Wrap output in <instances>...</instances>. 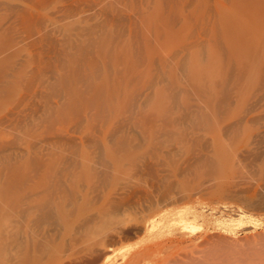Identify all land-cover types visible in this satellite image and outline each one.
Instances as JSON below:
<instances>
[{
    "label": "rangeland",
    "instance_id": "374dc122",
    "mask_svg": "<svg viewBox=\"0 0 264 264\" xmlns=\"http://www.w3.org/2000/svg\"><path fill=\"white\" fill-rule=\"evenodd\" d=\"M8 4L10 39L0 40L1 49L10 45L0 49V188L9 196L0 206L7 207L15 178L27 175L45 182L30 224L37 234L50 230L43 231L49 242L65 241L66 231L69 242L79 226L94 225L104 234L87 244L97 238L94 255L106 250L112 264L157 239L174 241L166 253L172 258L161 254L166 261L214 248L207 258L215 264H264V0ZM28 60L40 66L33 70ZM75 89L94 104L85 94L84 104L71 95ZM72 96L77 101L69 106ZM127 183L137 188L130 192ZM105 198L126 213L102 218ZM5 207L4 235L27 222ZM153 223L157 239L145 233Z\"/></svg>",
    "mask_w": 264,
    "mask_h": 264
},
{
    "label": "bare ground",
    "instance_id": "6f19581e",
    "mask_svg": "<svg viewBox=\"0 0 264 264\" xmlns=\"http://www.w3.org/2000/svg\"><path fill=\"white\" fill-rule=\"evenodd\" d=\"M5 0H3L2 2L3 3H1L0 2V10H2V11H4V13H5V15H0V40H1V38L3 37V36H6V39H10V37L8 38V36H7V34L5 33V32H7V30H9V26L8 25H5V23H6V21H7V19H8V17L9 16H11V14H10V12H11V6H9V4H8V2L10 1H7V2H4ZM41 1V0H40ZM118 1V0H117ZM43 2V1H42ZM116 2V1H115ZM120 2V1H119ZM127 2V1H126ZM138 3V2H137ZM127 4V3H126ZM134 4V3H133ZM33 5H34V3H33ZM128 5H130V4H128ZM135 5H138V4H135ZM138 6H140V5H138ZM137 6V8L139 9V7ZM41 7V6H40ZM125 7H128V6H125ZM130 7V6H129ZM128 7V8H129ZM136 7V6H135ZM42 8V7H41ZM141 8V7H140ZM160 8V7H159ZM159 8H157L158 10H159ZM163 8V7H162ZM32 9H33V6H32ZM130 9V8H129ZM133 9H135V8H133ZM161 9V8H160ZM42 10V9H41ZM120 10V9H119ZM123 10V9H122ZM136 10V9H135ZM156 10V9H155ZM162 10V9H161ZM164 10V9H163ZM141 11H143V8H142V10ZM165 11V10H164ZM40 12V11H39ZM122 12V11H121ZM131 12V14L133 13V11H130ZM138 12H140V11H137V13H136V11H135V13L136 14H138ZM146 12V11H145ZM168 12V11H167ZM134 13V14H135ZM154 14H155V11L153 12ZM166 13V12H165ZM165 13H163L164 15H165ZM125 14H127V13H125ZM139 14H141V12L139 13ZM149 14H152V13H149ZM157 14V13H156ZM163 14H161L162 16H164ZM142 15H144V14H142ZM158 15V14H157ZM160 15V16H161ZM170 15V14H169ZM25 16V15H24ZM35 16V15H34ZM33 16V17H34ZM120 16H122V15H120ZM161 16V17H162ZM165 16H168V14L167 15H165ZM20 17V16H19ZM18 17V18H19ZM123 17V16H122ZM127 17V16H126ZM136 17V16H135ZM137 17H138V15H137ZM142 17V16H141ZM144 17V16H143ZM153 17H156V15H154V16H152V18ZM161 17H159V18H161ZM134 18V17H133ZM150 17H148L147 19H149ZM151 18V19H152ZM158 18V19H159ZM164 18V17H163ZM166 19L168 18V17H165ZM170 18H172V17H170ZM11 19V18H10ZM132 19V18H131ZM136 19H138V18H136ZM140 19H142V18H140ZM158 20L157 18H154V20ZM19 20H22V19H19ZM135 20V19H134ZM161 20H162V18H161ZM164 21L163 22H165V19H163ZM170 20V22H171V19H169ZM35 21V20H34ZM133 21V20H132ZM137 21V20H136ZM146 21V20H145ZM150 20H148V22H149ZM152 21V20H151ZM160 21V20H159ZM11 22V21H10ZM23 22V21H22ZM134 22V21H133ZM143 22V21H142ZM155 22V21H154ZM161 22V21H160ZM159 22V23H160ZM132 23V22H131ZM145 23H147V22H145ZM144 23V24H145ZM158 21H157V28L159 27L158 26ZM167 23H168V21H167ZM167 23H165V24H167ZM174 23V22H173ZM38 24V23H37ZM133 24V23H132ZM137 24V23H136ZM156 24V23H155ZM163 24V23H162ZM4 25L5 26H8V28L7 29H5L4 28ZM39 25V24H38ZM135 25V24H134ZM147 25V24H146ZM150 25H152V24H150ZM153 25H154V23H153ZM160 25V24H159ZM168 25V24H167ZM173 26L172 27H174V24H172ZM161 26V25H160ZM169 26V25H168ZM28 27V26H27ZM134 27V26H133ZM149 27V26H148ZM147 27V28H148ZM152 27V26H151ZM154 27H156L155 25H154ZM162 27V26H161ZM160 27V28H161ZM165 27H166V25H165ZM10 28H11V26H10ZM37 28V27H36ZM38 28H40V27H38ZM145 28H146V26H145ZM159 28V29H160ZM170 29H172L171 28V26L169 27ZM168 28V29H169ZM30 29V28H29ZM28 28H27V31L29 30ZM134 29V28H133ZM149 29V28H148ZM147 29V30H148ZM163 29V28H162ZM166 28H164L163 29V31L165 30ZM168 29H167V34H168ZM11 30V29H10ZM35 30V29H34ZM33 30V32H36V31H34ZM129 30H130V28H129ZM150 30H151V28H150ZM153 30V29H152ZM151 30V31H152ZM154 30H157L156 28H154ZM174 30H175V28H174ZM173 30V31H174ZM135 31V30H134ZM26 31H24V33H25ZM28 32H31V31H28ZM140 32V31H139ZM159 32V31H158ZM166 32V31H165ZM8 33V32H7ZM38 33V32H37ZM130 33V32H129ZM150 33V32H149ZM154 33H156V31H154ZM162 31H161V34L160 35H162ZM3 34H5V35H3ZM29 34V33H28ZM32 34V33H31ZM44 34V33H43ZM139 34V33H138ZM151 34V33H150ZM163 34H166V33H163ZM36 35H38V34H36ZM134 35V34H133ZM151 35H153V34H151ZM155 35V34H154ZM160 35H158V33H157V36H160ZM169 35V34H168ZM173 35V34H172ZM31 36H34V34H32V35H30V37ZM139 36V35H138ZM142 36H143V34H142ZM141 36V37H142ZM148 36V35H147ZM150 36V35H149ZM165 36V35H164ZM144 37V36H143ZM152 37V36H151ZM169 37V36H168ZM173 37V36H172ZM25 38H26V35H25ZM28 38H29V35H28ZM161 38V37H160ZM2 39H4V37L2 38ZM168 39V38H167ZM170 39V38H169ZM158 40H160V39H158ZM157 40V41H158ZM154 41V40H153ZM155 41H156V39H155ZM161 41V40H160ZM163 41V40H162ZM164 41H166V39H165V37H164ZM163 41V42H164ZM168 41V40H167ZM148 42V41H147ZM169 42V41H168ZM1 43H3V42H1ZM0 43V44H1ZM146 43V42H145ZM160 43V42H159ZM4 44H6L7 45V43H5L4 42ZM9 44V43H8ZM164 44V43H163ZM166 44H167V42H166ZM3 45V44H2ZM1 45V47H2V49H1V51L2 50H6L7 52L9 51V50H7L8 48L7 47H9L10 45H7V47H4V46H6V45H4V46H2ZM32 45V44H31ZM31 45H29L30 47H31ZM34 45V44H33ZM149 44L147 43V46H148ZM161 45V44H160ZM166 46V45H165ZM165 46H163V48L162 49H165L164 47ZM4 47V48H3ZM33 47V46H32ZM78 47V46H77ZM98 47H99V45H98ZM120 47V46H119ZM124 47H126V46H124ZM10 48V47H9ZM12 48V47H11ZM100 48V47H99ZM116 48V47H115ZM121 48V47H120ZM132 48H134V47H132ZM148 48H150L149 46H148ZM147 48V49H148ZM98 49V48H97ZM122 49V48H121ZM120 49V50H121ZM128 49V48H127ZM151 49V48H150ZM78 50H80V49H78ZM116 50V49H115ZM120 50H118L119 52H121ZM149 50V49H148ZM86 51V50H85ZM85 51H83V52H85ZM100 51V50H99ZM123 51H124V49H123ZM150 51V50H149ZM149 51H148V53H149ZM3 52V51H2ZM82 52V51H81ZM116 52V51H115ZM126 52V51H125ZM129 52H131V51H129ZM31 53V52H30ZM156 53H158V52H156ZM0 54H2V53H0ZM32 54V53H31ZM88 54V53H87ZM86 54V55H87ZM116 54H117V52H116ZM119 54V53H118ZM154 54V53H153ZM81 55V54H80ZM168 55V54H167ZM4 55H2V57H3ZM32 57H33V54L31 55ZM74 56V55H73ZM73 56H70V58L72 59V57ZM5 57V56H4ZM31 57V58H32ZM28 58H30V56L28 57ZM76 58V57H75ZM87 58V57H86ZM2 59H4V58H2ZM74 59V58H73ZM70 60L69 61V63L70 62H72V61H74V60ZM89 59V58H88ZM40 60V59H39ZM38 60V61H39ZM29 61H31V60H28V62ZM77 61V59L74 61V62H72L71 64H73V63H75ZM161 61H162V59H161ZM31 62H34V58H33V61H31ZM31 62H29V63H31ZM85 62H87V61H85ZM80 63V62H79ZM88 63V62H87ZM28 64V63H27ZM34 64H38L39 66H40V63H31V64H29L30 65V67H32L31 65H33L34 66ZM71 64H70V66H71ZM76 64H77V62H76ZM89 64H91V62H89ZM26 65V64H25ZM74 65V64H73ZM178 65V64H177ZM75 66V65H74ZM73 66V67H74ZM77 66V65H76ZM75 66V67H76ZM182 66V65H181ZM29 67V72H32L33 70H34V68L36 67H32L33 68V70L31 71V68ZM72 67V66H71ZM72 67V68H73ZM180 67V66H179ZM26 68V70H22L23 72H25V71H27V66L25 67ZM41 68V67H40ZM77 68V67H76ZM75 68V69H76ZM38 71H39V69H37ZM41 70V69H40ZM28 72H26V74H27ZM20 74H22V72H20ZM30 74V73H29ZM32 74V73H31ZM19 75V74H18ZM23 75V74H22ZM22 75H19V76H21V77H19L18 79L20 80V79H22L23 80V78L25 77H27V78H29L30 77V75L28 76H23V78H22ZM25 75V74H24ZM91 74H89L88 75V77L90 78L91 76H90ZM32 77L33 76H35V74L33 75H31ZM31 77V78H32ZM93 77V76H92ZM91 77V78H92ZM24 78V79H25ZM88 78V80L87 81H89V80H91V78L89 79ZM30 81V80H29ZM23 82V81H22ZM9 83V82H8ZM16 83H19L20 84V82H15V84ZM19 84H17V85H19ZM91 84V83H90ZM10 85V84H9ZM119 85V84H118ZM8 86V85H7ZM11 86V85H10ZM9 86V87H10ZM118 87V86H117ZM4 89H5V87H3ZM8 88V87H7ZM11 88V87H10ZM75 88V87H74ZM30 88H28V91H31V90H29ZM72 90H73V88H71ZM7 90V89H6ZM9 90V89H8ZM75 90H77V89H75ZM79 90V89H78ZM76 91L75 92V94H74V92L72 91V92H70V93H73V94H71V95H75L76 96V98L78 99V100H84L85 98H83L84 96V94H82V92L83 91ZM101 92V91H100ZM100 92H97L98 94L97 95H99L100 96ZM33 93V92H32ZM70 95V96H71ZM87 94H85V96H86ZM94 95H96V92H95V94H93V96ZM243 94H241V96H242ZM83 96V97H82ZM88 96V95H87ZM87 96H86V98H87ZM92 97V96H91ZM95 97V96H94ZM97 97V96H96ZM96 97L94 98V99H96ZM243 97V96H242ZM71 99H73V96H72V98L70 97V102H68V104L69 103H71L69 106H71L72 105V103H73V100H72V102H71ZM77 99H75V101H77ZM89 98H87V101L89 102V100L91 101V103H93V101H92V99H89ZM239 99V98H238ZM237 99V100H238ZM82 100V101H83ZM69 101V100H68ZM75 101H74V103H75ZM82 101H79V102H82ZM96 101V100H95ZM97 101H98V97H97ZM97 101H96V103H97ZM239 101V100H238ZM85 102H86V100H85ZM88 102H86L85 103V105L86 104H91V103H88ZM240 102V101H239ZM243 101H241V103H242ZM73 103V104H74ZM76 103H78V102H76ZM83 104H84V101L82 102ZM95 103V104H96ZM94 104V103H93ZM76 105V104H75ZM73 107V106H72ZM70 108V107H69ZM76 108V107H75ZM72 110V109H71ZM74 111V110H73ZM58 112V111H57ZM56 112V113H57ZM58 115H59V113H58ZM218 122H220V121H218ZM227 124V123H226ZM218 125V124H217ZM225 126V125H224ZM221 127V126H220ZM222 128V127H221ZM225 128V127H224ZM219 129V128H218ZM220 130V129H219ZM219 130H218V132H219ZM221 130H223V129H221ZM218 132H216V133H218ZM222 133H223V131H222ZM222 135V134H221ZM218 136H220V135H218ZM220 139H221V137H220ZM220 139H218V141L220 140ZM217 141V142H218ZM215 144H217V143H215ZM219 144L220 143H218V145H215V146H218V149L220 148L219 147ZM217 149V148H216ZM72 160H73V158H72ZM74 161V160H73ZM27 174V173H26ZM25 174V175H26ZM30 174V173H29ZM27 177H29V176H24V178L22 179V180H20V179H18V178H15V180H14V178L12 179V183H11V199H10V201H9V203H8V205H9V208L8 209H10V208H12V210H13V215L12 214H10V215H12V216H14L13 218L15 219V220H17V219H21L22 218V220L24 219L25 221H27L28 222V224H26V223H24V224H26V226L28 225V228L26 229L25 227H23L24 226V224H23V222H21L20 220V222L18 223V225H17V222L16 221H14V223L16 222V225L17 226H15L13 229H14V231L13 232H10L12 229H10V233L7 231V233H5V235L3 234L4 233V225H6V224H4V223H2V221H3V219H6V218H3L2 216H0V219H2V220H0V264H10L11 263V257H13L12 259H13V261H12V264H112L111 263V256H109L108 254H107V251L106 250H103L101 253H100V251L102 250H100L99 251V254L97 255V256H95L94 255V252H93V250H97L96 248L95 249H92L93 247H95V246H97V245H99V244H97L96 245V242L98 241L97 240V238H96V242L94 243V245L95 246H93V244L90 246V245H88L87 243H89L90 241H92L93 239H95V237L96 236H98L99 235V233L101 234V232H102V229L104 230L105 229V227L104 228H99V229H96V228H93L92 226H94V225H92V226H86V227H81V226H79L80 228H82V230H81V232H80V230H79V232L77 233V234H79V236L78 235H74V237L72 236V238L70 239V241L69 242H67V239H68V237L70 238L71 237V235H70V233L68 232V231H66V232H64V236L66 237V240L65 241H63V242H61V243H59V239L58 240H55L54 238L52 239V238H50V237H46V238H50V242H49V240L48 239H45L44 238V235L46 236V234L48 235L51 231L49 230H47V232H49V233H47L45 230H42V233H41V231H39L41 234H43V233H45L46 232V234H43L41 237L42 238H40V234H39V232H38V234L37 233H35L32 229H31V227L33 226H31V224L30 223H32V221H33V219L35 218V216L33 215L32 216V218L30 217L33 213L32 212H34V210H32V209H36V208H32L31 207V205H33L34 206V204H32L33 203V201L36 199V197L38 196V193H39V191H40V188H41V183H45V182H42L43 181V179L41 180V179H38L39 181H35L34 180V178L33 179H31V178H27ZM37 177H38V175H37ZM38 178H40V177H38ZM41 180V181H40ZM130 183V182H129ZM129 183H127V185L129 184ZM129 186H131V187H133L134 189H136L137 188V186H132L131 184L130 185H128L127 187L129 188ZM4 186H2L1 188H0V198L1 197H4V198H6V201H5V203H7L8 202V196H9V194H8V192L6 191V189H5V187L3 188ZM124 187H126V186H124ZM123 187V188H124ZM126 187V188H127ZM136 187V188H135ZM42 188H44V184H43V187ZM42 188H41V191H42ZM126 188H124L123 189V191L126 189ZM132 188V189H133ZM139 189H140V187H138ZM131 188H129V190H130ZM130 190V192H133V190ZM138 190V189H137ZM126 191H128V190H126ZM126 191H124V192H126ZM140 191V190H139ZM129 192V191H128ZM128 192H126V194H128ZM135 192H136V190H135ZM135 192H134V194H135ZM110 194L111 193H113L112 191L111 192H109ZM115 193L117 194V191H115ZM115 193H113V194H111L112 196L115 194ZM109 194V198L111 197V195ZM132 194V193H131ZM137 195V194H136ZM107 196H108V194H107ZM107 196H106V198H107ZM130 196V199H132L131 198V195H129ZM134 196V195H133ZM39 197V196H38ZM3 198V199H4ZM105 198V199H106ZM126 198H127V196H126ZM140 198V197H139ZM3 199H2V203L3 204H5L4 203V201H3ZM129 199V200H130ZM134 199V198H133ZM132 199V200H133ZM5 200V199H4ZM38 200V199H37ZM109 200V199H108ZM107 199L105 200V203L108 201ZM124 200H125V198H124ZM128 200V199H127ZM135 200V199H134ZM111 201V200H110ZM110 201H108V203L110 202ZM112 201H113V198H112ZM112 201L110 202L111 203V205H112ZM114 202V201H113ZM161 202V201H160ZM10 203H11V206H10ZM35 203H36V201H35ZM40 204V203H39ZM39 204H38V207H39ZM47 204H49V203H47ZM52 204V203H51ZM116 204H117V206H110L109 204L107 205V203H106V205H105V207L107 206V211H105L104 212V210L105 209H103L100 213L103 215H101L102 216V218L104 217V218H109L110 220H111V218L113 217V216H116L117 215V213L118 212H122V213H124L125 211L123 210V208H122V210L124 211H122L121 210V204H119V203H117L116 202ZM128 204V203H127ZM6 205V204H5ZM8 205H6L7 207H8ZM53 205V204H52ZM115 205V204H114ZM121 205V206H120ZM124 205V204H123ZM126 205V204H125ZM160 205V204H159ZM5 207L4 205H2L1 204V208L2 209H4L3 207ZM50 206V205H49ZM108 206H110V210H109V208H108ZM128 206H130V205H128ZM158 206V205H157ZM7 207H5V208H7ZM36 207H37V204H36ZM113 207V208H112ZM51 208V207H50ZM59 208V207H58ZM53 209V208H52ZM119 209H120V211H119ZM126 209V208H125ZM32 210V211H31ZM59 210H61V209H59ZM150 210H151V208H150ZM1 212H2V210H0ZM58 211V210H57ZM0 212V213H1ZM36 212V211H35ZM34 212V213H35ZM4 213V212H3ZM2 213V215H5L6 213H7V215H9L8 214V212H5L4 214ZM119 213V215H123V214H120ZM126 213V212H125ZM124 213V214H125ZM58 214H60L59 213V211H58ZM61 215V214H60ZM99 215V216H100ZM118 215V216H119ZM2 217V218H1ZM5 217H7V216H5ZM11 217V216H10ZM29 218H31V219H29ZM62 218H63V215H62ZM102 218H101V221H102ZM114 218V217H113ZM31 220V221H30ZM100 220V218L98 219V221ZM12 221V222H13ZM24 221V222H25ZM97 221V222H98ZM101 221H99L98 222V224L100 223L101 224ZM107 221V220H106ZM106 221H104V222H106ZM112 221H113V219H112ZM111 221V222H112ZM7 222V221H6ZM107 222H109V221H107ZM107 222H106V224H107ZM167 222V221H166ZM165 223V222H164ZM169 223V222H168ZM19 224H20V226H19ZM21 224H22V228H25V229H23V230H25V231H23L22 230V232H21V234H19V230H21L22 228H21ZM97 223H95V225H98ZM167 224V223H166ZM30 225V226H29ZM102 225H105V223L104 224H102ZM165 225V224H164ZM164 225H163V227H164ZM4 226V227H3ZM20 228H19V227ZM99 226V225H98ZM155 224L153 223L151 226H149L148 227V229H146V231H145V233L146 234H148L149 235V237L151 238V239H157L158 237L156 236V235H153L154 234V231H153V229L155 228ZM168 226V225H167ZM7 228H8V224H7V226H6ZM19 229H18V228ZM94 227H96V226H94ZM166 227V226H165ZM69 228H73V231H74V227H70L69 226ZM76 228V227H75ZM184 228V231H185V229L187 230V226H184L183 227ZM182 228V229H183ZM162 229V228H161ZM7 230V229H6ZM69 230V229H68ZM78 229L76 228V230H75V232L77 231ZM43 231H45V232H43ZM72 231V230H71ZM101 231V232H100ZM105 231V230H104ZM160 231V230H159ZM164 231V230H163ZM6 232V231H5ZM24 232V233H23ZM157 232V231H156ZM161 232V231H160ZM160 232H158V233H160ZM168 232V231H167ZM9 233V234H8ZM24 234V237H23V239H22V237L20 238V236L22 235L23 236V234ZM62 233V232H61ZM60 233V235H62ZM103 234H104V232H102ZM106 233V232H105ZM143 233V232H142ZM157 233V234H158ZM162 233V232H161ZM4 236H3V235ZM11 234V235H10ZM37 234V235H36ZM72 234V233H71ZM144 234V233H143ZM59 235V234H58ZM145 235V234H144ZM49 236V235H48ZM56 236V235H55ZM76 236H78V237H76ZM104 236V235H103ZM162 236V235H161ZM164 236V235H163ZM169 236V235H168ZM188 236V235H187ZM53 237V236H52ZM102 237V236H101ZM45 240H47V242H45L44 241V239ZM56 238V237H55ZM61 238V237H60ZM181 238V237H180ZM22 239V240H21ZM54 240V242L52 241V240ZM177 239V238H176ZM184 239V238H183ZM206 239V238H205ZM43 240V241H42ZM61 240H63V239H61ZM190 240V239H189ZM56 241V242H55ZM58 241V242H57ZM179 241H180V239H179ZM182 241V240H181ZM194 241V240H193ZM175 242H178V241H175ZM190 242H192V240L190 241ZM202 242V241H201ZM59 243V244H58ZM172 243H174V241H171V240H168V241H164V242H159L158 241V239H157V241L155 240V241H153V243L150 245V246H147V247H145L144 249H141L140 251H138V252H136V253H134L133 255H131L129 258H128V260H126V262L125 263H123V264H150L149 263V261L150 260H152V262H153V264H215V262H210L209 261V259L207 258V254H209V253H207V254H205V255H202L201 253H203L204 254V252H202L203 250H201V252L199 251V253H200V255H198V256H194L193 255V253L192 254H186V255H182L183 256V258H177L176 256H178L179 257V255H178V253H176V252H174V253H176L177 255H175V258H173V262L170 260V261H166L165 259H166V256H168V254H166L169 250H170V248L172 247H174L173 246V244ZM198 243V242H197ZM203 243V242H202ZM88 246H87V245ZM179 243H177V245H178ZM181 244V243H180ZM186 244V243H185ZM191 244V243H190ZM175 245V244H174ZM189 245V244H188ZM198 245H199V243H198ZM93 246V247H92ZM192 246V245H191ZM181 247V246H180ZM196 247V246H195ZM172 248H171V250H172ZM176 248V247H175ZM188 248V247H187ZM178 249V248H177ZM176 249V250H177ZM183 249V248H182ZM211 249V248H210ZM216 249V248H215ZM175 250V249H174ZM205 250V249H204ZM173 251V250H172ZM182 251V250H181ZM194 251V250H193ZM11 252H12V254H11ZM98 252V251H97ZM179 252H180V250H179ZM197 252H198V250H197ZM197 252H195V253H197ZM210 254L209 255H211V254H213V256H214V253L216 252V250L214 251V248H213V250H210ZM214 252V253H213ZM109 253V252H108ZM163 253H165L166 254V256L163 258L162 256H161V254L163 255ZM174 253H172V254H174ZM183 253V252H182ZM185 253V252H184ZM183 253V254H184ZM179 254H181V253H179ZM12 255V256H11ZM159 255L161 256V257H159ZM170 255V254H169ZM208 255V256H209ZM170 256H172V255H170ZM170 256H168V257H170ZM167 257V258H168ZM181 257V256H180ZM170 258H172V257H170ZM169 258V259H170ZM176 258L178 259V260H176ZM217 259V258H216ZM175 261V262H174ZM114 262V261H113ZM114 264V263H113Z\"/></svg>",
    "mask_w": 264,
    "mask_h": 264
}]
</instances>
